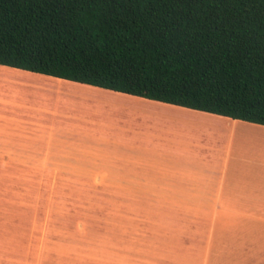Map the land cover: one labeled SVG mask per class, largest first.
<instances>
[{
  "label": "crops",
  "instance_id": "1",
  "mask_svg": "<svg viewBox=\"0 0 264 264\" xmlns=\"http://www.w3.org/2000/svg\"><path fill=\"white\" fill-rule=\"evenodd\" d=\"M43 85H49L43 91L49 92L53 106L65 109L62 122L102 116L82 107L96 106L98 98L120 102V125L137 114L162 112L182 118L186 126L100 132L96 126L69 129L62 123L59 141L72 140L76 152L68 155L71 160L64 153L56 165L72 167L49 170L55 163L45 157L40 164L34 162L41 171L28 177L105 182V195L120 197L111 209L116 234L107 231L113 222L108 211L103 249L97 242L84 247L48 237L41 240L58 247L45 243L35 249L33 237H18L10 228L9 236H0V245H8L0 249V264H264V126L0 65V98L8 94L7 99L18 100L24 97L20 92L40 93ZM10 107L0 105V118L16 117ZM1 128L0 120V133ZM222 132L228 140L220 139ZM159 134L164 139L157 141ZM147 135L154 141L145 139ZM236 135L250 139H234ZM29 143L48 155L51 138ZM1 165L17 164L0 157ZM26 244L33 247L25 251ZM66 244L72 246L68 252Z\"/></svg>",
  "mask_w": 264,
  "mask_h": 264
},
{
  "label": "trees",
  "instance_id": "2",
  "mask_svg": "<svg viewBox=\"0 0 264 264\" xmlns=\"http://www.w3.org/2000/svg\"><path fill=\"white\" fill-rule=\"evenodd\" d=\"M0 65L264 126V0H0Z\"/></svg>",
  "mask_w": 264,
  "mask_h": 264
},
{
  "label": "rangeland",
  "instance_id": "3",
  "mask_svg": "<svg viewBox=\"0 0 264 264\" xmlns=\"http://www.w3.org/2000/svg\"><path fill=\"white\" fill-rule=\"evenodd\" d=\"M31 88L35 87L31 86ZM43 90L45 88H42L40 93L34 90L20 92L24 97L18 100L0 98V105L2 107L5 105L11 106V111L16 114V117L8 118L2 115L0 118L2 126L0 157L17 164L16 166H0V226L4 227L0 229V236H9V229L15 228L18 237H33V242H36L34 244L35 249L45 245V243L49 245V248L58 247L52 242L47 243V239L46 241L41 240L46 237L48 239H60L65 242L69 241V243L80 242L84 247L87 246L88 242L92 244L97 242L95 246L103 249L106 232V211L109 212L110 218L112 216L113 222L108 223L109 228H107V231L109 230L110 234L112 232L113 236L116 234L115 231L118 227L115 226L116 217L114 213L111 214V209L120 204V197H107L105 195V182L55 181L28 177L31 175L36 176V173L41 171V165L38 164L45 157H48L50 163H55L48 168L49 170L53 166L72 167V165H56V162H62L61 159L57 158L64 153L67 157L73 155L76 145L72 140L62 141L64 144L59 141L58 137L63 136L61 128H65L62 123L69 125L66 126L69 129L73 126L89 125L91 129L96 126L95 128L100 132L110 131L108 128L120 129L119 127H128L132 130L139 127V129L142 128L147 132L146 130H149V128H157L162 131H166V128L181 130L182 127L186 126V122L182 118L168 113L144 112L143 116L137 114L139 116L133 117L132 120L128 119V122L124 120L120 125L122 118L117 114L119 113L117 108L121 107L120 102L112 101L113 104H109L105 100V103L96 102V106H85V104L82 106L93 112H99L103 114L102 116L98 118L69 117L80 122L75 121V123H72L67 120L62 122L64 120L62 113L65 109L54 107L52 104L53 98L50 97L49 92ZM35 96L36 98H34ZM31 98H34L35 102ZM108 104L109 106H107ZM122 108L124 109V106ZM107 114H110V118ZM159 114L164 115L160 116ZM51 115L55 117L53 118ZM6 130L9 132H5ZM246 134L255 135L249 132ZM160 135L157 136V141L164 139ZM46 136L51 138L48 155H45L43 149H37L29 145L31 140L41 141ZM240 137L245 140L250 139L246 135H236L234 139L240 140L242 139ZM117 139L119 140V138ZM145 139L154 141L148 135ZM220 139L228 140V134L222 132ZM251 139L258 138L253 137ZM171 140L174 141V138H171ZM102 141L108 143L109 140L103 139ZM62 147L66 148L63 149ZM85 150V146H82L83 153ZM74 151L76 152V150ZM71 159L72 157L67 158V160ZM90 166L95 167L94 165ZM20 246L24 248V244ZM29 246L31 245H25V251L30 250ZM7 247L8 245H0L1 250ZM64 247L68 252L72 246L66 244Z\"/></svg>",
  "mask_w": 264,
  "mask_h": 264
},
{
  "label": "bare ground",
  "instance_id": "4",
  "mask_svg": "<svg viewBox=\"0 0 264 264\" xmlns=\"http://www.w3.org/2000/svg\"><path fill=\"white\" fill-rule=\"evenodd\" d=\"M26 84V83H25ZM30 84V83H29ZM24 86V85H23ZM34 86V85H33ZM36 87V86H35ZM43 88H49V86H46V85H43L42 86ZM8 90V89H7ZM10 90V89H9ZM13 91H15V90H13ZM2 92V91H1ZM9 93V92H8ZM12 94V93H11ZM1 95H2V93H1ZM4 95V94H3ZM14 95V94H13ZM12 95V96H13ZM17 96H18V94H16ZM5 97L4 98H6V96H8V94H6V95H4ZM15 97V96H14ZM7 98H9V97H7ZM11 98H13V97H11ZM34 98H36V96L34 97ZM34 98H31V99H33L32 101H34L35 102V99ZM27 101H28V99H27ZM96 101H100V102H102V103H105L104 101H102V100H99V99H97ZM38 102V101H37ZM106 103H108V102H106ZM106 105V104H105ZM107 106H109V104L107 105ZM100 111V110H99ZM105 113H109V112H105ZM160 116L161 115H164V114H159ZM166 116V115H165Z\"/></svg>",
  "mask_w": 264,
  "mask_h": 264
}]
</instances>
